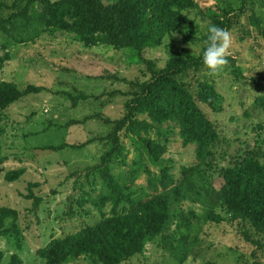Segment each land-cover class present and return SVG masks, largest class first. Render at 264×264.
Masks as SVG:
<instances>
[{"label":"rangeland","instance_id":"1","mask_svg":"<svg viewBox=\"0 0 264 264\" xmlns=\"http://www.w3.org/2000/svg\"><path fill=\"white\" fill-rule=\"evenodd\" d=\"M11 1L0 0V4ZM102 1L106 4L108 0ZM194 1L200 12L189 15L186 24L169 35L161 47L146 53L158 67L165 66L169 50L184 48L199 53L202 43L197 38L205 31L211 12L220 14L227 6L240 7L239 0ZM251 10L262 20L264 28V0H249L243 14L234 17V26L229 32L232 37L227 55L229 63L224 71L210 75L203 67L198 74L202 80L213 83L222 98L219 112L212 113L205 108L217 128L219 140L206 163L201 165V171L215 190L221 188V174L233 166L238 155L264 151V112L254 104L261 92L249 81L250 77L264 76V37L249 20ZM72 37L63 33L44 34L33 43L16 44L0 36V58L3 59L0 80L13 82L20 88L32 85L44 89L1 112L4 133L0 136V158L5 160L0 164V207L18 213L20 233L18 238L0 236V264L12 261L11 264H45L37 255L38 250L55 238L76 233L101 220L99 212L91 206L86 207L89 215L82 218L70 219L65 215L70 197L77 199L82 191H91L82 173L99 164L104 150L99 141L83 149L72 147L105 135V129L94 116L101 115L112 121L122 118L129 99L125 95L128 83L149 78L143 66L129 64L126 53L101 46L87 48ZM233 67L242 70L244 79L235 78ZM112 75L118 80L108 79ZM196 78L191 73L184 81L194 83ZM67 94L85 96V100L74 107ZM159 130L168 139L163 161L172 164L170 173L175 181H180L181 167L199 164L196 147L184 146L178 129L172 124ZM151 138L157 142L156 130ZM124 142L129 152V167L115 168L113 173L126 186V194L134 200L147 201L156 193L150 190L144 173L131 179L129 171L138 170L139 156L128 141L124 139ZM144 161L152 171L157 170L147 159ZM260 162L264 165V158ZM14 171H24V174L17 181L8 182L7 176ZM78 181L82 183L81 188ZM75 184H79L76 189ZM92 195L96 196L94 192ZM178 209L170 230L163 234L164 238L172 239L173 249L158 238L146 245L143 254L122 264H264V239L247 222L230 221L222 210L216 213L224 221L207 222L203 208L188 199L181 201ZM108 211L106 207L105 212ZM245 234L254 243L247 241ZM180 248V258L175 257L173 252ZM67 264L95 263L81 257Z\"/></svg>","mask_w":264,"mask_h":264},{"label":"trees","instance_id":"2","mask_svg":"<svg viewBox=\"0 0 264 264\" xmlns=\"http://www.w3.org/2000/svg\"><path fill=\"white\" fill-rule=\"evenodd\" d=\"M239 2V8L227 6L220 14L208 15L206 29L197 38V42L202 43L199 53L184 48L169 50L163 68L147 58L146 53L161 47L169 35L186 24L189 15L200 12L194 0H108L106 4L102 0H12L10 4H0V36L16 44L33 43L44 34L72 35V39L84 47L101 46L126 53L129 64L143 66L149 75L143 82L128 83L125 95L129 99L122 118L112 121L101 115L94 116L105 129V135L72 147L83 149L99 141L104 150L99 164L82 173L91 191H82L77 199L70 197L65 215L70 219L82 218L89 215L86 207L91 206L99 212L101 220L76 233L55 238L38 250L37 255L45 264H67L81 257H88L95 264H122L143 254L146 245L158 238L173 249L172 239L164 238L163 234L170 230L179 213L178 206L185 199L203 208L205 221L221 223L224 218L216 211L222 210L230 221L247 222L255 234L264 239V165L260 162L264 151L238 155L233 166L221 174L223 184L219 190L203 178L201 171V165L206 163L219 140L217 128L205 108L212 113L219 112L222 100L215 85L198 76L205 67L203 50L207 28L216 25L230 32L234 17L243 14L249 0ZM249 20L264 37L262 20L254 10L250 11ZM185 38L190 39L187 35ZM191 73L197 75L194 83L184 81ZM232 73L237 80L244 79L241 69L233 67ZM111 78L118 80L113 75L108 76ZM102 79L108 80L104 76ZM249 81L261 92L254 104L264 112V76H253ZM43 90L32 85L20 88L13 82L0 80V136L4 133L1 112ZM67 97L74 107L85 100V96L67 94ZM168 124L176 126L184 146L196 147L199 161L197 166L180 168V181H175L170 173L172 164L163 161L168 139L159 128ZM155 130L157 142L151 138ZM124 139L139 156L138 170L129 171L131 179L144 173L150 190L156 193L147 201L134 200L126 194V186L113 173L115 168L129 167ZM144 159L157 170L152 171ZM4 160L0 158V164ZM23 174L24 171H14L6 179L17 181ZM78 183L75 189L78 185L81 188L82 183ZM106 207H109L108 213ZM17 221L15 210L0 207V236L18 238ZM245 236L247 241H252L248 234ZM180 250L173 252L175 257L180 258Z\"/></svg>","mask_w":264,"mask_h":264},{"label":"clouds","instance_id":"3","mask_svg":"<svg viewBox=\"0 0 264 264\" xmlns=\"http://www.w3.org/2000/svg\"><path fill=\"white\" fill-rule=\"evenodd\" d=\"M231 34L216 25H209L206 33L203 50V64L209 70L210 75L222 73L229 61L227 58L228 49L231 46Z\"/></svg>","mask_w":264,"mask_h":264}]
</instances>
